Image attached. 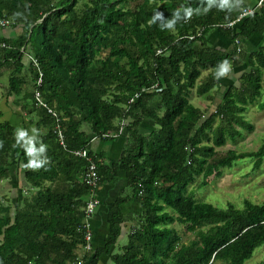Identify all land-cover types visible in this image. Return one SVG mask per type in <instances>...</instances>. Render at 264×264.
Wrapping results in <instances>:
<instances>
[{
	"label": "trees",
	"instance_id": "obj_1",
	"mask_svg": "<svg viewBox=\"0 0 264 264\" xmlns=\"http://www.w3.org/2000/svg\"><path fill=\"white\" fill-rule=\"evenodd\" d=\"M257 2L0 0V28L19 29L0 34V70L9 72L0 93V186L16 191L0 196V264H245L264 245V199L218 207L188 190L197 175L198 187L206 185L238 158L254 157L253 171L262 166L264 141L253 151L217 149L254 127L244 113L262 89ZM246 7L255 8L221 26ZM177 11L174 27H162ZM157 12L163 17L150 23ZM212 33L227 46H214ZM252 36L262 41L249 49ZM225 60L232 79L223 85L226 75L216 73ZM218 89L212 111L191 101L192 93L213 101ZM18 129L46 146L45 165L26 166ZM93 140L119 151H95ZM120 180L108 203L99 190ZM130 201L140 211L126 212ZM171 223L193 237L180 242Z\"/></svg>",
	"mask_w": 264,
	"mask_h": 264
},
{
	"label": "rangeland",
	"instance_id": "obj_2",
	"mask_svg": "<svg viewBox=\"0 0 264 264\" xmlns=\"http://www.w3.org/2000/svg\"><path fill=\"white\" fill-rule=\"evenodd\" d=\"M215 92L213 101H208L203 96L192 93L191 101L196 104H204L208 106V111L214 109V104L221 94ZM264 98V69L262 73V89L259 97L253 103L247 105V110L244 113V118L253 124V129H240V134L234 139H227L225 144L217 147L220 152H225L228 149L238 151H253L256 150L264 141V108L261 109L258 105ZM204 106V107H205ZM254 157L245 156L238 158L234 164L228 168H222L220 175H211L208 177L207 184L198 187L201 181V174L189 184L188 190L197 200L210 202L218 207H225L228 202L240 207L243 199L248 198L254 203H259L264 199V156L262 166L258 170H252ZM3 186H0V196L11 197L16 194L14 188L11 189L9 182L3 181ZM124 186V185H123ZM6 196H5V195ZM180 234V242H188L193 237V232L186 229L185 225L171 223ZM127 236L122 235L121 242L126 241ZM81 253V251H80ZM264 256V245L255 248L252 256L245 261V264H254L262 260ZM107 262V260H106Z\"/></svg>",
	"mask_w": 264,
	"mask_h": 264
},
{
	"label": "crops",
	"instance_id": "obj_3",
	"mask_svg": "<svg viewBox=\"0 0 264 264\" xmlns=\"http://www.w3.org/2000/svg\"><path fill=\"white\" fill-rule=\"evenodd\" d=\"M16 31L18 32L19 29L17 28L14 30V29H8L5 27L3 29L0 28V34L1 33H7L8 35L12 36V33L16 32ZM209 40L212 42V44L214 46H219V47L224 46L225 47L228 44V42L223 37H221L218 33H212L209 37ZM261 41H262L261 37L252 36L251 41H248L246 45L248 46L249 49H251V48L255 47L256 45H258ZM8 74H9V72L7 69H4L3 71L0 70V93L3 91L2 85L6 84ZM225 75H226L225 77L221 78L223 85L229 84L231 79H232L231 73L228 72V73H225ZM223 89H220V91H218V93L222 95ZM204 98L206 99V96ZM208 101H210V100H207V102ZM218 101L219 100H217L216 103H218ZM204 104L202 103L198 106L203 107V106H205ZM26 125L29 128V132H32L33 126H31L30 123H26ZM91 147L95 151L104 150L107 152L108 155H115L119 151V149H115L117 147V144H115L113 146V143L111 144L108 142H99L98 140H93ZM122 185H124V182H123V180H120L118 183H116L114 185H109V187L102 188L101 190H99V192H100L101 196H103L105 201H107L108 203H111L114 200V198L116 197L118 190L120 189V187H122ZM123 209L126 212H138V211H140V206L136 201H130V202H128V204L124 205ZM95 224H96V220L92 219V221H90L91 229H93V226ZM125 229L127 230L128 228L125 227ZM98 237H100V236L98 235Z\"/></svg>",
	"mask_w": 264,
	"mask_h": 264
},
{
	"label": "clouds",
	"instance_id": "obj_4",
	"mask_svg": "<svg viewBox=\"0 0 264 264\" xmlns=\"http://www.w3.org/2000/svg\"><path fill=\"white\" fill-rule=\"evenodd\" d=\"M215 2V0H209V7L212 6V4ZM218 7H232L233 5L229 3V0H219V3L217 4ZM207 10V9H205ZM191 9H185V18L189 15H191ZM163 14L160 12H157L153 18L151 22H154L157 18H162ZM181 18L180 12H174L173 17L171 19H168L165 21V23L162 25V27H166V28H173L176 21L179 20ZM229 71V64L228 62L222 61L220 63V65L218 66V70L216 75L217 76H221L224 75L225 73H227ZM33 132H35V129H33ZM25 138H27L25 140ZM35 139L34 136H29L27 131L24 129H18L17 130V141L20 142L22 140L25 141L24 143V147L26 149L27 154L29 155V160L26 164L27 167H32V168H39L43 165L46 164V158L43 156H40L39 154H42L45 151V145L44 144H40L39 147L37 148L36 146H34L33 144V140Z\"/></svg>",
	"mask_w": 264,
	"mask_h": 264
},
{
	"label": "built area",
	"instance_id": "obj_5",
	"mask_svg": "<svg viewBox=\"0 0 264 264\" xmlns=\"http://www.w3.org/2000/svg\"><path fill=\"white\" fill-rule=\"evenodd\" d=\"M261 1H262V0H258L256 6H258V5L261 3ZM254 8H255V7H246V8H243L235 20L230 21V22H228V23H226V24H221V26H222V27H231V26H233V24H234L235 22H237V21H239L240 19H242L243 17H245V16L251 14V13L253 12ZM0 23H5V24H6L7 21H6V20H1ZM33 62H35V59H33ZM40 77H41V75L39 76V78H38V80H37L38 83H40ZM36 95H38V94H36ZM39 103H40V104H43L41 101H39ZM43 105H44V104H43ZM92 168H93V167L91 166V169H92ZM91 175H94V171H91ZM94 204H95V200L90 199V201H89L88 204H87V212H90V211L92 210V207H93ZM87 237H89V236L87 235ZM87 247H89V244L87 245Z\"/></svg>",
	"mask_w": 264,
	"mask_h": 264
}]
</instances>
